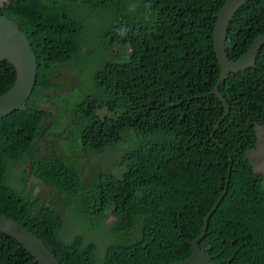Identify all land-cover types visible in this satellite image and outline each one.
<instances>
[{
  "label": "trees",
  "instance_id": "trees-1",
  "mask_svg": "<svg viewBox=\"0 0 264 264\" xmlns=\"http://www.w3.org/2000/svg\"><path fill=\"white\" fill-rule=\"evenodd\" d=\"M226 2L12 0L0 8L28 34L39 63L30 100L0 119V213L45 242L62 264H172L194 256L189 242L204 233L232 169L201 247L216 264H264V175L248 158L258 146L256 126L264 127V46L255 67L230 74L221 86L231 112L215 139L225 107L216 96L196 98L219 79L215 28ZM95 14H111V23L100 19L91 29ZM262 34L264 0H249L231 21L229 57L240 60ZM94 40L104 48L85 73L93 78L88 94L71 107L72 89L49 97L55 113L44 108L45 93L60 90L54 75L81 60ZM125 46L132 47L131 60H108ZM17 79L14 66L0 62V96ZM55 116L66 125L60 135L73 144L67 142L72 154L62 146L37 151L49 130L46 119ZM112 149L117 156L127 151L114 171L95 170L84 180L82 163ZM28 176L55 198L33 200ZM61 203L85 234L105 237L104 254L83 235L64 238ZM108 214L115 218L111 227ZM0 264L39 263L0 233Z\"/></svg>",
  "mask_w": 264,
  "mask_h": 264
},
{
  "label": "water",
  "instance_id": "water-1",
  "mask_svg": "<svg viewBox=\"0 0 264 264\" xmlns=\"http://www.w3.org/2000/svg\"><path fill=\"white\" fill-rule=\"evenodd\" d=\"M11 1L12 0H0V8L5 7V5ZM248 1L249 0H227L222 8L215 28V48L221 66L219 79L211 92L196 97L200 99L216 96L225 107L223 117L217 122L213 130V139H215V133L219 129V126L229 117L231 112L229 103L221 93V86L226 82L230 74H239L255 67L258 54L262 46H264V34H262L253 41L240 60L233 61L229 57L227 41L231 21L236 11ZM0 62L10 63L17 70L18 74L15 87L8 93L0 96V119H3L22 109L32 97L34 90L38 86L39 63L33 43L28 34L15 21L2 14H0ZM183 103L184 101L179 104H171L170 107ZM215 143L218 144L216 141ZM222 149H224V147H222ZM231 171L232 169L229 171L228 182L222 197L205 219L204 233L195 241L189 242L193 247L194 256L190 259L172 264H216L212 261V256L201 247V244L207 236L210 219L228 194ZM0 233L18 241L39 264H62L45 242L17 220L9 218L1 213ZM182 237H184V234H182ZM209 249H211V247Z\"/></svg>",
  "mask_w": 264,
  "mask_h": 264
},
{
  "label": "rangeland",
  "instance_id": "rangeland-1",
  "mask_svg": "<svg viewBox=\"0 0 264 264\" xmlns=\"http://www.w3.org/2000/svg\"><path fill=\"white\" fill-rule=\"evenodd\" d=\"M110 18L104 17L103 14H95L93 18H91V29L94 30V27L96 26V23L100 21V19H104L107 21V24H110L112 20L111 14H109ZM100 40V39H99ZM95 43V45H94ZM98 42L96 40L89 41L86 46L85 50L82 54V59L77 61L74 65L67 67L61 71H58L54 75V83L57 86H60V90L55 92H49L45 93L44 95V108H52L47 102L49 100V97L53 98L63 96L68 91H71L72 89L75 92V96H71L68 100V105L73 107L79 99H82L85 94H88L86 92H89V86L91 81H93V78H91L90 74H85L87 71L89 73L91 72V62L94 61L95 57H98L99 54L101 56L102 50L104 48L103 45L97 48ZM132 47L125 46L117 49L115 52H112V56H109V61H115L122 59L124 61L131 60L132 57ZM52 113H55L54 109H50ZM68 114L73 118L75 116V113L71 110L68 112ZM69 116V118H70ZM61 119V118H60ZM62 120V119H61ZM61 121L57 119V116L55 117H49L46 119L45 125L49 127L48 132L41 138V141L38 143L37 151L42 153L45 151L47 147H51L54 149H60L62 146L63 151L68 154L74 152L73 144L66 139V135H60L63 128H65V124H61ZM256 132L258 135V146L255 150V152L250 153L248 155L249 160L254 165V169L256 173L264 175V129L260 126H256ZM65 138V139H64ZM64 139V141H63ZM63 141V142H62ZM69 142L72 144V146H69L67 143ZM127 151H124V153H120V155H124ZM119 156L115 153V151L109 150L105 153L96 154L93 156H90L84 163H82L80 170L83 175L84 180L87 179V177L90 175L91 172L98 170L101 171L104 168H110L111 172L114 171V168L117 167V162L119 161ZM25 170H28V168H25ZM29 185L31 189H33V193H29V196L33 195V200H37L38 198L47 199L45 202H49L50 200L48 198H55V195L53 193V190L49 186H44L43 182L38 179H33L30 176H28ZM58 201H60L58 199ZM61 202V201H60ZM62 205L61 213L66 219V230L63 233V236L66 240L72 241L78 234L83 235V237L86 240H89L91 242L96 243L99 248L101 249V254H104V249L107 247V241L105 240V237L103 235H97V236H91L84 233L85 228L83 227L81 221L69 217L67 214V206ZM115 222V218L112 216V214H108L106 216V224L107 227H111Z\"/></svg>",
  "mask_w": 264,
  "mask_h": 264
},
{
  "label": "crops",
  "instance_id": "crops-1",
  "mask_svg": "<svg viewBox=\"0 0 264 264\" xmlns=\"http://www.w3.org/2000/svg\"><path fill=\"white\" fill-rule=\"evenodd\" d=\"M262 129H264V128H262ZM259 139V138H258Z\"/></svg>",
  "mask_w": 264,
  "mask_h": 264
},
{
  "label": "flooded vegetation",
  "instance_id": "flooded-vegetation-1",
  "mask_svg": "<svg viewBox=\"0 0 264 264\" xmlns=\"http://www.w3.org/2000/svg\"><path fill=\"white\" fill-rule=\"evenodd\" d=\"M11 177H12V175H11Z\"/></svg>",
  "mask_w": 264,
  "mask_h": 264
},
{
  "label": "bare ground",
  "instance_id": "bare-ground-1",
  "mask_svg": "<svg viewBox=\"0 0 264 264\" xmlns=\"http://www.w3.org/2000/svg\"><path fill=\"white\" fill-rule=\"evenodd\" d=\"M37 89V88H36Z\"/></svg>",
  "mask_w": 264,
  "mask_h": 264
}]
</instances>
